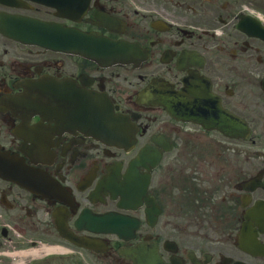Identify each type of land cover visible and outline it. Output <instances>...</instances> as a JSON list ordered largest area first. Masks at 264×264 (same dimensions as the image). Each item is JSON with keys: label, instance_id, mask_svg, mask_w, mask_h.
Instances as JSON below:
<instances>
[{"label": "flooded vegetation", "instance_id": "obj_1", "mask_svg": "<svg viewBox=\"0 0 264 264\" xmlns=\"http://www.w3.org/2000/svg\"><path fill=\"white\" fill-rule=\"evenodd\" d=\"M20 4L0 12L131 43L138 55L105 65L0 33V264H135L121 251L139 242H154L166 264H264L250 244H264V219L253 225L264 218V41L239 27L256 1L98 0L78 21ZM110 107L134 139H112ZM147 177L154 224L142 195L130 205L121 196L142 193ZM86 210L137 217L138 240L79 228Z\"/></svg>", "mask_w": 264, "mask_h": 264}, {"label": "water", "instance_id": "obj_2", "mask_svg": "<svg viewBox=\"0 0 264 264\" xmlns=\"http://www.w3.org/2000/svg\"><path fill=\"white\" fill-rule=\"evenodd\" d=\"M39 1H41V0H39ZM81 2H85L86 3V1H84V0H81ZM48 3H49V5L54 6L55 8L61 9V10H63L64 7H65V8H67V10H66L67 12H69V10L72 7V5L70 4V0H49ZM57 5H60V7L57 6ZM8 18L10 20L11 19L13 20V18L10 17V16L1 17V19H3V20H8ZM11 21H8L7 22V23H9V25H5V24L2 25L4 29L2 28V26H0L1 30L5 34H7L9 36H14L15 35V36H17V38L19 37V38H23V39H26L27 37L34 38V40L36 41V43H38L40 45L48 44V43H45L46 41H45V39L42 36L43 31H44V27L47 24H42V23L37 22V21L29 20V23L31 25H29L28 28L29 29L30 28L33 29L34 30V33L33 34H31V33L27 34L26 32H23L20 29L16 28L15 25H14V23H12ZM37 25L39 26L38 29L36 28ZM49 29H50L51 32L52 31H56V30L58 31V26L57 25H54V24H49ZM49 44L52 45L51 43H49ZM55 44H57V42H55ZM53 47L57 49V47H55V46H53Z\"/></svg>", "mask_w": 264, "mask_h": 264}, {"label": "rangeland", "instance_id": "obj_3", "mask_svg": "<svg viewBox=\"0 0 264 264\" xmlns=\"http://www.w3.org/2000/svg\"><path fill=\"white\" fill-rule=\"evenodd\" d=\"M102 1H106V2H108L110 5H114V6H117V5H119L120 3H122V0H113V2H112V0H102ZM134 1L135 0H129L128 2H130V3H134ZM256 1V6L257 7H259V5L261 4H264V2H262V1H259V0H255Z\"/></svg>", "mask_w": 264, "mask_h": 264}]
</instances>
